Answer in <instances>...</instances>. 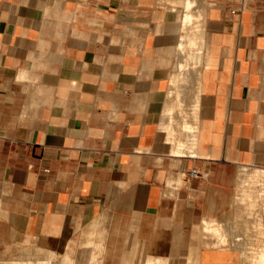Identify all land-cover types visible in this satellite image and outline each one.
<instances>
[{"label": "crops", "instance_id": "crops-1", "mask_svg": "<svg viewBox=\"0 0 264 264\" xmlns=\"http://www.w3.org/2000/svg\"><path fill=\"white\" fill-rule=\"evenodd\" d=\"M193 10L201 26L180 0H0V242L49 248L15 261L137 238L241 264L203 226L264 223V0Z\"/></svg>", "mask_w": 264, "mask_h": 264}, {"label": "rangeland", "instance_id": "rangeland-1", "mask_svg": "<svg viewBox=\"0 0 264 264\" xmlns=\"http://www.w3.org/2000/svg\"><path fill=\"white\" fill-rule=\"evenodd\" d=\"M208 1L209 0H196L195 5L204 6ZM180 2L183 6L185 5V0H180ZM217 224L218 225L216 226L220 227V231L221 229L223 230L221 231V233L223 232V235L221 233H219V235H216L217 232H215V230H212L211 234L213 236L219 237L222 235V237H225L224 235H230L228 237L226 236L227 241L225 240V242L227 244L223 242L222 245H224L225 243L224 246H232L235 248L237 247V243L232 238V236H235V231L243 233L242 236L244 237H258L262 240L264 239V233L262 234L263 236L259 237L260 235L256 234L257 230H253L255 224H253V226H246L240 223L232 224L235 231L232 229V225L229 226L224 224L220 225L219 223ZM254 228L256 229V227ZM224 232L226 234H224ZM205 235L207 236L208 233L206 232ZM222 237L219 238L221 239ZM229 237L232 240H229ZM219 238L216 241L217 245H219V243H222ZM218 240H220V242H218ZM259 241L260 240H258L256 244L254 243L249 245H261L260 242L262 241ZM183 243L185 245L183 250H174L170 242L155 243L152 241L138 240L137 238L136 240L129 241L122 239L116 242L115 247L109 245L107 249L101 241H93L91 243L80 242L78 240H71L68 242H59L55 245V247L52 246V249H54L58 255L56 259V264H66L62 259L64 257V253L66 252L69 253L70 258L73 261L72 264H146L145 261L150 257L156 262L155 264H198V258L193 254L194 250L190 248L192 242L190 240H186ZM240 245L241 244H239L237 248L242 254L241 264H243L244 254L242 253L243 250L241 249ZM250 250L253 251V248H251ZM47 251H49V248L45 244L30 238L2 241L0 242V260L4 262H0V264H19V262L15 260L21 257H29L32 259H45ZM31 261L30 263L33 264L34 261Z\"/></svg>", "mask_w": 264, "mask_h": 264}, {"label": "bare ground", "instance_id": "bare-ground-1", "mask_svg": "<svg viewBox=\"0 0 264 264\" xmlns=\"http://www.w3.org/2000/svg\"><path fill=\"white\" fill-rule=\"evenodd\" d=\"M195 2H196V0H185V15H184V20H183V23L187 26V24H191V26L193 25V24H197V25H199V26H201L202 24H200V21H201V18L199 17V12H196V13H194L195 11L193 10V6L195 5ZM174 10V9H173ZM203 12V11H202ZM203 22V21H202ZM199 23V24H198ZM197 25H195V26H197ZM184 26V25H183ZM184 27V28H186V30H187V27H189V26H187V27ZM194 26V25H193ZM198 26V27H199ZM201 29H202V27H201ZM185 30V32H187ZM199 31H200V29H199ZM201 32V31H200ZM190 34V33H189ZM191 35H192V33H191ZM187 36V35H186ZM186 36H185V38H186ZM194 34L191 36V40L193 39L194 40V42L196 41L197 42V40L199 39H194ZM200 36H201V34H200ZM183 37H184V35H183ZM193 37V38H192ZM195 37H197V35L195 36ZM202 37V36H201ZM200 40V39H199ZM184 41V40H183ZM182 40H181V42L180 43H184ZM187 41V40H186ZM195 42V43H196ZM200 42V41H199ZM201 42H202V39H201ZM188 42H186V44H187ZM195 43H193L196 47H198ZM193 44H191V45H193ZM185 45V44H184ZM198 45H201V44H199L198 43ZM179 46L180 47H182L181 46V44H179ZM187 46H189V43H188V45ZM187 46H186V48H184V49H187ZM202 46V45H201ZM179 47V48H180ZM195 47V48H196ZM200 47V46H199ZM200 49V48H199ZM181 50L183 51V49L181 48ZM201 51V50H200ZM187 52V51H186ZM195 52V51H194ZM194 52L192 53V55L194 54ZM197 53H199V50H198V52ZM194 54V56H193V58L192 59H194V57H196V56H198V54ZM201 53V52H200ZM188 56L187 57H189L190 56V58H191V55H189V54H187ZM201 55V54H200ZM199 55V56H200ZM199 56H198V58H199ZM202 56V55H201ZM200 56V57H201ZM197 58V59H198ZM185 65V64H184ZM183 65V66H184ZM186 66V65H185ZM254 175H257V174H254ZM253 175V176H254ZM252 176V177H253ZM252 177H250V179L252 178ZM256 176H254V178H255ZM258 179V178H257ZM257 179L255 178L254 180H256L257 181ZM253 179H251V181H252V183H253V181H254ZM251 181H249V182H251ZM250 184V183H249ZM250 185H252V184H250ZM248 187L249 186H247L246 188H247V190H245L244 191V189H246V188H244L243 189V191L244 192H246V191H248ZM250 188H252L251 186L249 187V189ZM253 190H255L256 191V189L254 188ZM251 190H249V192H250ZM255 191H253V193L255 192ZM258 191V190H257ZM256 191V192H257ZM252 192V191H251ZM250 192V194L251 195H253L252 193ZM247 193V192H246ZM246 193H245V195H246ZM248 194V193H247ZM250 194H249V196H250ZM263 194V193H262ZM244 194L242 195V199H248V200H250V197H252V196H248L247 195V198H245L246 196H245ZM257 195V194H256ZM260 195V194H259ZM243 196H244V198H243ZM253 197H255V195H253ZM253 197L251 198V202L253 203V200H257L258 201V199H257V197L256 198H254L253 199ZM261 200H262V198L261 197H259ZM261 200H260V202H261ZM257 201L256 202H254L253 203V206H252V204H251V206L252 207H254V206H257V205H255V204H257ZM251 202H249V203H251ZM260 202H258V203H260ZM250 207V206H249ZM252 207H250V209L252 208ZM256 209V208H255ZM255 209H251L252 210V213H254L255 211ZM251 210H249L248 212L249 213H251ZM237 212H239V211H237ZM238 215V214H237ZM258 217H260V216H258ZM258 217H257V220L258 221H255V225H254V227H256V229L253 227V230H257V232H256V234L258 235H260L259 237H261V236H263L264 234V223H263V221H261V219H258ZM262 217V216H261ZM208 219V218H207ZM264 218H262V220H263ZM214 221H215V219H213ZM212 220V221H213ZM260 220V221H259ZM205 222V224H204V230H203V232H209V231H211L212 232V230H215V232H217L216 233V235L218 234L219 235V233H221V231H223L222 229H221V231H220V227L219 226H216V225H218L216 222L217 221H215V223L213 224L211 221H210V223H209V220L207 221V220H205L204 221ZM221 225V224H220ZM231 226V225H230ZM253 226V225H252ZM232 227V229L234 230V227H233V225L231 226ZM208 228H210V229H208ZM226 229V228H225ZM227 229H229V228H227ZM231 229V228H230ZM235 231V230H234ZM214 232V233H215ZM223 233V232H222ZM221 233V234H222ZM231 233V232H230ZM224 234H226L225 232H224ZM228 234H229V232H228ZM263 234V235H262ZM223 235V234H222ZM222 235L221 236H219V237H222ZM243 235V233H241V232H237V231H235V237L233 238V236H232V238L234 239V241L237 243V247L239 246V244H241L240 246H241V249L243 250V264H264V239L262 240V239H260V238H250V237H244V236H242ZM225 237H222L220 240L222 241V243H219V246H222V244H223V242H225V240H226V238L228 237V236H230V235H224ZM227 236V237H226ZM217 238V239H218ZM231 238L229 237V240H230ZM220 240H218V242H220ZM232 240V239H231ZM257 240V241H256ZM258 240H260V241H262V242H260L261 243V245H259V247H258V245L257 246H251V245H249V244H256V242H258ZM227 241V240H226ZM226 243V242H225ZM225 243H224V245H225ZM231 243V242H230ZM229 243V244H230ZM236 243H235V245H236ZM204 244L205 245H207L208 244V241L207 240H204ZM221 244V245H220ZM227 244V243H226ZM228 244V245H229ZM233 244V243H232ZM243 244V245H242ZM214 245V244H213ZM215 245H216V243H215ZM222 246L223 248H225L226 246ZM210 245H208L207 247H209ZM218 246V245H217ZM217 246H214V247H217ZM228 247V246H227ZM236 247V248H237ZM251 248H253V251L252 250H250ZM236 250V249H235ZM209 253V252H208ZM210 254V253H209ZM242 255V254H241ZM202 256V255H201ZM220 256V255H219ZM211 257V256H210ZM241 257V256H240ZM207 258V257H206ZM220 258V257H219ZM63 259V261L66 263V264H72L73 263V261L69 258V256H65V257H63L62 258ZM208 259H210V258H208ZM212 259V258H211ZM227 260V259H226ZM222 261V260H221ZM239 261V260H238ZM19 262V264H32V263H30V261H27V260H19L18 261ZM32 262V261H31ZM145 263L146 264H155L156 262L150 257V258H148L146 261H145ZM210 263V262H209ZM230 263V262H229ZM33 264H56V261H54V259H46V260H40V261H34V263ZM207 264V263H206ZM222 264V263H221Z\"/></svg>", "mask_w": 264, "mask_h": 264}, {"label": "built area", "instance_id": "built-area-1", "mask_svg": "<svg viewBox=\"0 0 264 264\" xmlns=\"http://www.w3.org/2000/svg\"><path fill=\"white\" fill-rule=\"evenodd\" d=\"M190 173L192 176H200V173L198 172V170L196 168L192 169L190 171Z\"/></svg>", "mask_w": 264, "mask_h": 264}]
</instances>
